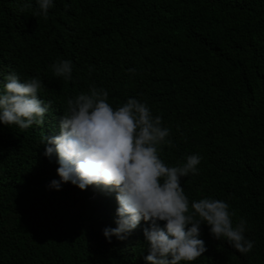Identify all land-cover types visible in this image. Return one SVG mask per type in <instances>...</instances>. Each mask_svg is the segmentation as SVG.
<instances>
[{
  "label": "trees",
  "instance_id": "1",
  "mask_svg": "<svg viewBox=\"0 0 264 264\" xmlns=\"http://www.w3.org/2000/svg\"><path fill=\"white\" fill-rule=\"evenodd\" d=\"M53 5L45 19L33 15L36 0H0V85L12 71L39 77L38 98L53 103L37 128L0 123V264H147L143 227L128 243L103 235L115 200L89 201L70 182L50 187L59 165L44 156L43 137L59 134L67 100L92 84L113 108L136 98L162 117L167 165L199 154L198 174L181 179L190 204L212 197L229 204L234 224L246 220L251 252L203 225L207 251L193 264H264V0ZM58 60L72 61L70 81L54 77Z\"/></svg>",
  "mask_w": 264,
  "mask_h": 264
},
{
  "label": "clouds",
  "instance_id": "2",
  "mask_svg": "<svg viewBox=\"0 0 264 264\" xmlns=\"http://www.w3.org/2000/svg\"><path fill=\"white\" fill-rule=\"evenodd\" d=\"M36 4L33 15L47 19L53 0H36ZM31 8V3H25L21 11ZM50 68L54 77L72 79L71 60H58ZM4 80L0 123L21 131L42 126L53 106L52 101L38 98L45 88L43 81L39 77L22 81L14 71ZM108 100V91L94 84L89 92L67 100L59 134L42 140L44 156L59 165L60 179L52 180L50 187L60 190L62 183L70 182L77 186L75 191H86L89 201L115 200L103 235L109 242L116 236L128 243L136 240L137 229L143 227L147 264H193L207 251L199 238L203 225L237 252H251L254 241L244 235L247 222L241 218L234 224L236 213L229 211L227 202L205 197L190 204L181 179L198 174L199 154L188 155L182 164L167 165L160 153L164 146L173 147V142L162 117L154 116L147 103L136 98L116 108ZM144 222L150 227L145 228Z\"/></svg>",
  "mask_w": 264,
  "mask_h": 264
},
{
  "label": "bare ground",
  "instance_id": "3",
  "mask_svg": "<svg viewBox=\"0 0 264 264\" xmlns=\"http://www.w3.org/2000/svg\"><path fill=\"white\" fill-rule=\"evenodd\" d=\"M240 24V23H239Z\"/></svg>",
  "mask_w": 264,
  "mask_h": 264
}]
</instances>
